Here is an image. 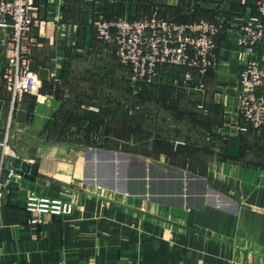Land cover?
I'll return each mask as SVG.
<instances>
[{
  "label": "crops",
  "instance_id": "crops-1",
  "mask_svg": "<svg viewBox=\"0 0 264 264\" xmlns=\"http://www.w3.org/2000/svg\"><path fill=\"white\" fill-rule=\"evenodd\" d=\"M34 2L26 57L40 93L14 98L5 77L13 29L0 26V143L37 166L17 172L0 196V264H264V133L238 110V30L258 14L257 0ZM156 8L222 24L217 65L203 83L164 66L122 115L91 103L92 94L90 103L79 96L76 112L56 114L69 94L54 97L52 87L71 85L76 71H111L124 84L125 66L132 76L92 21ZM256 51L264 63V39ZM31 189L70 195L77 208L31 225Z\"/></svg>",
  "mask_w": 264,
  "mask_h": 264
},
{
  "label": "built area",
  "instance_id": "built-area-1",
  "mask_svg": "<svg viewBox=\"0 0 264 264\" xmlns=\"http://www.w3.org/2000/svg\"><path fill=\"white\" fill-rule=\"evenodd\" d=\"M62 3L64 0H54ZM34 0H0V26L13 29V52L5 77L14 98L26 92H38L41 78L28 63L26 41L37 22ZM258 14L239 26L238 42L242 48L239 67L241 86L239 112L255 129L264 133V63L257 56V47L264 39V0H257ZM42 26V25H41ZM91 26L98 39L104 41L122 63L131 67L135 84L153 83L164 66L184 67V80L194 75L200 83L217 65V35L223 26L218 21L198 19L178 21L164 17L158 8L138 17L96 18ZM7 148L10 144L2 143ZM3 152L0 164V196L9 191L8 184L17 169ZM13 156V155H12ZM70 195L52 196L29 190L25 208L29 223L38 225L45 216L67 217L77 208Z\"/></svg>",
  "mask_w": 264,
  "mask_h": 264
},
{
  "label": "rangeland",
  "instance_id": "rangeland-1",
  "mask_svg": "<svg viewBox=\"0 0 264 264\" xmlns=\"http://www.w3.org/2000/svg\"><path fill=\"white\" fill-rule=\"evenodd\" d=\"M114 76L111 71H76L72 76V79H69L70 83H67L71 85L65 86L63 84L58 86L55 84L52 87L54 97L58 90L59 94L61 92L60 98L63 97L65 92L69 94V100L58 103L59 108L56 109V114L69 113L72 111L76 112L78 109L77 107L80 105V101L78 100L79 96L86 95L85 102H89L90 94H92L91 97L96 96V100L90 101L91 103L101 105L117 116L122 115V107L126 104L125 100L137 92V89H140V87H137L138 85L134 83L132 77H130L129 70L125 66L124 84H121L120 80L116 79L118 77ZM106 80L110 81L111 84L105 85ZM60 82L61 81L59 80L58 83L60 84ZM61 86H63L64 89H61ZM40 90L41 87L38 90L39 93Z\"/></svg>",
  "mask_w": 264,
  "mask_h": 264
},
{
  "label": "water",
  "instance_id": "water-1",
  "mask_svg": "<svg viewBox=\"0 0 264 264\" xmlns=\"http://www.w3.org/2000/svg\"><path fill=\"white\" fill-rule=\"evenodd\" d=\"M4 152V145L0 143V164L2 161V155ZM6 159L12 160L14 162V167L17 169L18 173H22L23 171L31 172L32 174H36L37 166L31 165L28 162H23L21 159L14 157L12 155L5 156Z\"/></svg>",
  "mask_w": 264,
  "mask_h": 264
},
{
  "label": "trees",
  "instance_id": "trees-1",
  "mask_svg": "<svg viewBox=\"0 0 264 264\" xmlns=\"http://www.w3.org/2000/svg\"><path fill=\"white\" fill-rule=\"evenodd\" d=\"M173 67H179V66H173ZM179 68H181L182 70H185V68H184V67H179Z\"/></svg>",
  "mask_w": 264,
  "mask_h": 264
}]
</instances>
